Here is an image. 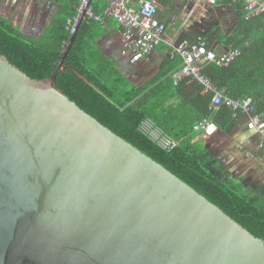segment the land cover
Listing matches in <instances>:
<instances>
[{
    "label": "water",
    "instance_id": "1",
    "mask_svg": "<svg viewBox=\"0 0 264 264\" xmlns=\"http://www.w3.org/2000/svg\"><path fill=\"white\" fill-rule=\"evenodd\" d=\"M55 75L33 80L0 55V264H264L262 239L81 110Z\"/></svg>",
    "mask_w": 264,
    "mask_h": 264
},
{
    "label": "trees",
    "instance_id": "2",
    "mask_svg": "<svg viewBox=\"0 0 264 264\" xmlns=\"http://www.w3.org/2000/svg\"><path fill=\"white\" fill-rule=\"evenodd\" d=\"M38 1L57 5L54 15L39 29H24L12 11L0 7V55L33 80L56 73L55 86L81 110L264 241V196L245 190L205 142L195 139L200 135L195 125L213 111L214 124L230 126L232 108L224 102L211 106L212 93H203L202 85L191 77L177 84L166 79L152 88L132 86L95 46L102 32L100 22L81 21L69 48L64 46L70 41L67 19L74 16L78 0ZM227 1L234 8L235 21L226 41L240 54L227 65L203 62L200 73L225 97L254 98L264 91V15L245 18L241 2ZM91 5L96 12L104 7L103 0H92ZM173 97L181 101L172 104ZM258 111L263 112L264 106H258ZM146 119L177 145L169 151L160 149L140 129Z\"/></svg>",
    "mask_w": 264,
    "mask_h": 264
},
{
    "label": "crops",
    "instance_id": "3",
    "mask_svg": "<svg viewBox=\"0 0 264 264\" xmlns=\"http://www.w3.org/2000/svg\"><path fill=\"white\" fill-rule=\"evenodd\" d=\"M22 4L31 5L32 9L37 10L38 19L29 18L33 20L29 25L27 23L30 21L26 22V12ZM158 4L157 17L165 26L166 41L159 43L148 56L137 62H130L129 55L121 53L120 25L113 18H106L104 23H100L102 32L96 38L95 46L106 53L114 63L115 69L121 72L132 86L152 88L166 79L172 80V74L181 63L178 55L173 52V46L183 39L200 36L206 42L207 48L217 54L231 50L226 40L231 34L235 17L234 8L227 0H222L214 6L207 5L205 0H158ZM1 5L2 0L0 7ZM8 6V11L13 12L16 21L26 30L39 29L40 14L45 12L42 14L43 18L48 14L44 19L47 21L54 15L57 7L56 4L38 0H9ZM40 6L42 7L39 8ZM173 58L174 61L171 62ZM202 92L205 93L203 89ZM246 98L251 99L257 113L262 112L258 111V106H264V91L254 98ZM170 100L172 104H178L181 98L173 97ZM211 106L216 108V105ZM214 113L215 111L211 117ZM211 117L206 118L212 122ZM232 117L230 126L218 127L212 122L216 127L215 132L207 137L200 134L195 139L201 138L205 142V147L222 161L231 177L242 184L245 190L264 196L262 138L257 131L247 128L250 114L233 111Z\"/></svg>",
    "mask_w": 264,
    "mask_h": 264
},
{
    "label": "built area",
    "instance_id": "4",
    "mask_svg": "<svg viewBox=\"0 0 264 264\" xmlns=\"http://www.w3.org/2000/svg\"><path fill=\"white\" fill-rule=\"evenodd\" d=\"M92 0H78L75 14L67 19L66 30L71 37L76 32L77 26L83 20H94L104 23L106 18H113L122 29L121 53L129 55L130 62H137L148 56L161 42L166 41L164 24L158 19V0H103V11L98 13L93 10ZM199 1V0H196ZM222 0H205L209 6H214ZM239 1L244 6V17L250 18L260 14L264 15V0H232ZM68 42H64V46ZM173 52L181 60L180 67L172 74V82H177L185 77L197 80L205 92H211V102L218 105L224 102L234 112L242 111L250 114L246 124L249 130L257 131L261 138L262 161L264 163V113H257L250 98L241 101L232 100L223 96L210 81L201 75L200 63L211 62L219 65L229 64L240 54L239 49H231L222 53H215L206 46L200 37H195L194 42L183 39L173 46ZM195 130H199L203 137L212 135L216 127L208 118L201 119ZM141 131L162 150H172L177 141L164 133L154 123L146 119L140 127Z\"/></svg>",
    "mask_w": 264,
    "mask_h": 264
},
{
    "label": "rangeland",
    "instance_id": "5",
    "mask_svg": "<svg viewBox=\"0 0 264 264\" xmlns=\"http://www.w3.org/2000/svg\"><path fill=\"white\" fill-rule=\"evenodd\" d=\"M9 5V0H2V5H1V7H2V9H5L6 8V10L5 11H8L9 9L7 8V7H9L8 6ZM22 6L24 7V12H26V15H25V17H26V22H28V21H30L29 23H27L28 25L33 21V20H37L38 19V14H37V10H36V8H33L32 9V6L31 5H28V4H22ZM42 6H40L39 8H41ZM52 11L53 10H51L50 12L52 13ZM45 12H43L42 14H44ZM50 13V14H51ZM42 14H40V22H38V24H39V26H41L45 21H44V19H45V17H47L48 16V14H46V16L43 18V16H42ZM29 18H31V19H33V20H29ZM41 19H43V20H41ZM47 19V18H46ZM24 20H25V18H24ZM38 26V25H37ZM168 30H170V29H168Z\"/></svg>",
    "mask_w": 264,
    "mask_h": 264
}]
</instances>
